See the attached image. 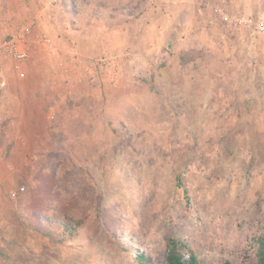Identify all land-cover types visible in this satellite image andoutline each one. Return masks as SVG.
I'll use <instances>...</instances> for the list:
<instances>
[{"label": "rangeland", "instance_id": "rangeland-1", "mask_svg": "<svg viewBox=\"0 0 264 264\" xmlns=\"http://www.w3.org/2000/svg\"><path fill=\"white\" fill-rule=\"evenodd\" d=\"M42 1L8 32L33 22L29 59L0 56V264H166L169 236L200 264H254L264 32L226 33L213 9L264 24V0H79L80 22L63 2L41 15ZM178 4L186 10L169 9ZM54 23L67 48L74 28L101 43L53 60L60 51L41 29ZM156 23L163 33L147 29ZM123 25L139 34L119 43ZM245 56L252 67L227 62ZM66 216L82 225L62 244L26 225L55 230Z\"/></svg>", "mask_w": 264, "mask_h": 264}, {"label": "crops", "instance_id": "crops-1", "mask_svg": "<svg viewBox=\"0 0 264 264\" xmlns=\"http://www.w3.org/2000/svg\"><path fill=\"white\" fill-rule=\"evenodd\" d=\"M218 1L221 2L220 3L221 5H225L227 2H229V3L235 2V0H218ZM41 2H43V1L42 0H26V1L25 0L24 1L23 0H0V32L3 34L6 33L8 35L9 34L8 32L11 30V27L14 25V22H16V20L20 17H22L20 19V21H21L25 16L37 13L38 5H40ZM81 2L83 3L82 4L83 9L82 10L80 7L81 4L78 6V8L76 6L79 4V0H74L75 6L73 7V11L70 14V17L73 18V21L76 20L78 17L80 19L79 20V22H80L82 20V16L80 13H83L82 11L88 10V7L86 9V4H84L83 1H81ZM175 7L180 8L182 10H184L186 8L185 5L183 6L181 4H178L175 6L174 5L169 6V9H171V8L174 9ZM235 8H238V7H235ZM197 9H199V10H196L195 12L197 13V17L199 19H201V13L203 12V9L201 7L200 8L198 7ZM80 10H81V12H80ZM69 12H70V9H69ZM86 15H87V17H89V14H86ZM173 15H174V12L166 14L165 15L166 17H164V19H168L170 21L173 18L172 17ZM262 20H264V15L262 16ZM158 25L159 24H157V23L151 24V29L149 27L147 29L155 30V31H159L160 33H163V30L159 29ZM41 30H42L41 32L43 34L45 33V35L49 39H51L52 46L54 47V52L58 50V51H60L59 54L61 53V51H63V52L74 51L75 53L79 54L81 57L87 56L88 51H90L91 48H93L92 45L97 46V43H101V40H97V38L92 39L90 37L89 33H87V32L91 33V31H89L87 29H83V30H79L77 28L68 29V33H69L68 35L73 34V35L69 36L68 39H70L71 42L77 43V45L73 46L74 48L70 49V48H67L66 43L63 42L65 40L64 37H66V35L63 33L62 30L57 28V25H55V23L54 24H45V26ZM133 30L134 29L129 28L128 26L125 28L124 25L121 26L119 28V30L117 29L116 33L118 35H121V36H119V41H120L119 43H123L125 34L128 35L127 39H131V40L134 39L130 36L138 35L139 31L138 30L133 31ZM145 30H146V27H145V29L142 30V32ZM224 32H226V30H224ZM80 41H84V42L80 43ZM238 41H236L233 44L234 49H232V52L236 51L235 44H238L237 43ZM242 42H244V40ZM225 43L226 42L224 40H222V41L220 40L219 47L221 48V50H223V53L226 54L227 53L226 50H228L227 49L228 47L226 48ZM238 46H240V47H238L240 49V48L244 47V43H239ZM84 47H87V48L89 47V49H86ZM219 47H218V49H219ZM155 49H156V44L151 42V47L149 46V51L152 52ZM122 50H123V48H122ZM67 55H70V53H68ZM121 55H122L123 60H124V55L123 54H121ZM55 56H56V54L54 53L53 60H56V61L60 60L61 61L62 59H64L63 54L57 55L56 57ZM227 56H230V55H227ZM122 57H121V60H122ZM135 57H134V55H132V59L134 61L137 60ZM247 58H248L247 56L243 57V59L239 63H237L235 58L233 60H230V61L228 60L227 62L232 63L233 66H235V68L238 67V70L242 69V67L243 68L244 67L250 68L254 64H252L250 62L249 58L248 59ZM77 60H79V58Z\"/></svg>", "mask_w": 264, "mask_h": 264}, {"label": "built area", "instance_id": "built-area-1", "mask_svg": "<svg viewBox=\"0 0 264 264\" xmlns=\"http://www.w3.org/2000/svg\"><path fill=\"white\" fill-rule=\"evenodd\" d=\"M46 4L41 8V15L51 18L53 13L62 9V0H45ZM213 12L216 17L223 23V27L228 33L234 36H240L243 30L254 29L257 32H264V24L262 22L255 25L251 17L245 16L240 12H228L222 7H214ZM255 25V27H254ZM33 22H22L17 29L0 39V56H9L15 64L26 62L29 59V49L31 45ZM233 36V37H234ZM225 36H223V39ZM49 41V40H45ZM252 63V61H250ZM253 64V63H252ZM18 65H16L17 67ZM21 191L23 188L20 189Z\"/></svg>", "mask_w": 264, "mask_h": 264}, {"label": "trees", "instance_id": "trees-1", "mask_svg": "<svg viewBox=\"0 0 264 264\" xmlns=\"http://www.w3.org/2000/svg\"><path fill=\"white\" fill-rule=\"evenodd\" d=\"M63 4L71 9L75 6L74 0H62ZM72 11L70 10V14ZM23 225H25L23 223ZM29 230L39 231L41 234L58 244L69 241L74 238L82 225V221L75 220L71 217H65L63 221L57 223L55 230L46 225L45 231L38 229L37 225L26 223ZM253 246L255 249L254 264H264V232L259 233L253 238ZM139 262L144 259L141 255L137 258ZM166 264H200L195 251L184 241L169 236L166 239ZM223 264H232L224 262Z\"/></svg>", "mask_w": 264, "mask_h": 264}]
</instances>
